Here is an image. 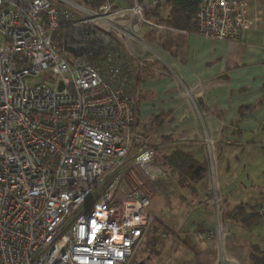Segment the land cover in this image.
I'll return each mask as SVG.
<instances>
[{
  "label": "built area",
  "instance_id": "obj_1",
  "mask_svg": "<svg viewBox=\"0 0 264 264\" xmlns=\"http://www.w3.org/2000/svg\"><path fill=\"white\" fill-rule=\"evenodd\" d=\"M120 1L0 0V264H130L150 235L154 196L128 179L142 173L156 193L166 174L134 100L142 71L166 74L153 45L177 30L146 17L159 3ZM246 1L200 0L197 34L241 39ZM209 164L204 234L222 250L230 228Z\"/></svg>",
  "mask_w": 264,
  "mask_h": 264
},
{
  "label": "crops",
  "instance_id": "obj_2",
  "mask_svg": "<svg viewBox=\"0 0 264 264\" xmlns=\"http://www.w3.org/2000/svg\"><path fill=\"white\" fill-rule=\"evenodd\" d=\"M167 1L139 0L151 8L159 3L165 19L172 11ZM246 4L252 26L239 40H205L195 30L161 34V46H153L163 59L156 68L165 69L166 74L142 71L135 93L136 129L155 154L162 159L181 152L197 163L196 169L202 168L200 173L207 170L205 185H200L202 179L193 185V190L183 189L192 193L196 203L211 197V159L217 174L220 166V176L232 173L238 177L240 159L244 166L252 168L255 163L257 169L261 167L259 173L248 174L250 178L262 175L256 186L234 184L227 194L220 189L228 220L241 226L224 239L222 250L215 240H206L201 231L207 220L212 221L211 215L207 218L193 210L186 215L185 209H179L180 229L186 228L191 234L182 245L195 246L199 251H195L197 264H217L221 254L235 264H254L250 259L252 248L264 250V218L250 228L242 223L264 209V0H247ZM119 5L130 6V1L121 0ZM187 89L195 90L194 98L187 96ZM239 208L245 209L241 219L232 215ZM166 213L167 209L162 210L161 217ZM161 226L168 229L162 222ZM227 226L232 229L230 224ZM163 247L165 256L176 257L166 244Z\"/></svg>",
  "mask_w": 264,
  "mask_h": 264
},
{
  "label": "rangeland",
  "instance_id": "obj_3",
  "mask_svg": "<svg viewBox=\"0 0 264 264\" xmlns=\"http://www.w3.org/2000/svg\"><path fill=\"white\" fill-rule=\"evenodd\" d=\"M161 40V39H160ZM43 79L38 80H31L29 83L31 85H39ZM258 161V159H256ZM237 164L240 166V172L238 174V177L233 176L232 173H225L221 174L220 176V166H218V186L219 189L222 190L223 194H227L231 188H233L234 184L243 183L244 187L249 188L251 184L253 186H256L259 181L261 180V176L256 177H249L248 174H252V172L259 173L260 169H257L255 163L252 164L253 167L250 168V166H244L245 163H243V159H240ZM214 169L216 171V165H214ZM234 172V170H232ZM136 176L130 175V178H126L129 180L130 184L134 188H142L144 189L149 195H153V201L152 206L150 208L151 213L154 214V217L156 218V221L154 222L152 228H154L157 225L158 222V238L160 237L161 232H167L164 230V228L161 226V222L163 225H165V228L168 227V230L171 233V235L168 236L167 239H162L160 237V241L157 246L149 245V236L146 239L145 243L142 245L139 253L135 256V258L131 261L130 264H197L196 260V252H199L195 246L192 247H184L182 245V241L185 240L186 237H188L190 231H186V228H181V220L179 219L180 216L182 217V214H177L179 209H185L186 215H188L189 211L193 210L194 206H197L196 210H193V212H202L207 215V218L209 215L212 216V221L207 220V223L205 224V228L201 229V231L204 233L205 230L211 229L215 226V214L214 209L212 205L208 204V201L204 202H198L196 203L192 198V193L190 191H183L178 187V185L172 180L170 175L166 173V177L163 178L158 182L157 185V192L154 193V187L150 183H144L145 179L142 173H136ZM253 178V179H252ZM203 182L198 183L200 185H205V179L202 180ZM211 181L209 182V184ZM208 184V186H209ZM235 188V187H234ZM211 189V187H210ZM182 194V195H181ZM193 200V202H191ZM183 203V204H182ZM181 204V206H179ZM226 206V205H225ZM192 208V209H191ZM167 209L166 216L161 217V211ZM190 209V210H189ZM199 209V210H198ZM226 210V207H225ZM169 217V218H168ZM225 223L224 224H230L232 226V229H230V236L232 235V232H238V229L236 230V226H240L239 224H235L234 222H230L225 215L224 217ZM241 227V226H240ZM245 228V227H244ZM245 232H247V229L245 228ZM186 231V232H185ZM251 232V231H250ZM155 234V233H154ZM153 235L150 234V236ZM253 237V235H252ZM205 239L208 238L205 236ZM212 240V239H210ZM166 244V248L173 253L176 252L175 256H165V250L163 249V245ZM159 251V252H158ZM159 254H158V253ZM195 254V255H194ZM180 257H179V256ZM218 264V263H217Z\"/></svg>",
  "mask_w": 264,
  "mask_h": 264
},
{
  "label": "trees",
  "instance_id": "obj_4",
  "mask_svg": "<svg viewBox=\"0 0 264 264\" xmlns=\"http://www.w3.org/2000/svg\"><path fill=\"white\" fill-rule=\"evenodd\" d=\"M84 1L86 3L89 2V0ZM199 3L200 0H168L167 5L171 7L172 11L166 19L163 18L161 5L147 12L146 17L158 24L166 25L175 30H195L197 33L196 15ZM157 121L155 124H157ZM156 162L162 166L164 171L171 176L172 180H174L178 187L182 190H193V185L201 181L203 177L207 175L206 170L204 172L202 171L200 176L196 177L194 172L196 170L197 163L190 156L181 152H175L171 156L164 157L162 159L156 152ZM244 212V208H239L235 210L232 215L237 219H241ZM263 218L264 215L255 213L242 221V223L250 228ZM158 229L159 227L157 225L151 229L150 234L153 232V235H149V245L156 246L157 240L160 238L156 236ZM164 230L167 231V233L170 232L168 229ZM168 234L171 235V233ZM250 259L254 264H264V250L261 251L257 247H253Z\"/></svg>",
  "mask_w": 264,
  "mask_h": 264
},
{
  "label": "water",
  "instance_id": "obj_5",
  "mask_svg": "<svg viewBox=\"0 0 264 264\" xmlns=\"http://www.w3.org/2000/svg\"><path fill=\"white\" fill-rule=\"evenodd\" d=\"M200 170H202V168H201V167H198V168L195 170L194 174H195L196 176H198L199 173H200Z\"/></svg>",
  "mask_w": 264,
  "mask_h": 264
}]
</instances>
